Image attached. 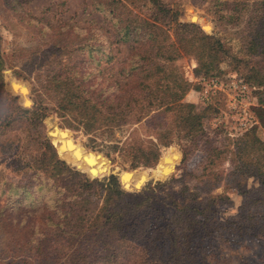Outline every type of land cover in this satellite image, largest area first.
Here are the masks:
<instances>
[{
	"label": "trees",
	"instance_id": "16d2710c",
	"mask_svg": "<svg viewBox=\"0 0 264 264\" xmlns=\"http://www.w3.org/2000/svg\"><path fill=\"white\" fill-rule=\"evenodd\" d=\"M91 2L109 20L114 42L133 44L131 51L120 67L101 64L114 54H98L103 45L98 41L82 43L78 52L55 54L63 56L61 65L45 74L42 70L31 88V99L42 107L34 103L33 114L39 117L34 119L48 130L47 112L54 114L60 128L81 132L90 148L116 155L126 169L159 164L160 148L176 137L185 140V160L202 134L204 115L179 102L186 84L173 61L191 55L197 71L205 74L225 58L226 48L195 23L179 21L175 1ZM209 2L220 7L211 14L218 22L240 28L238 51L251 57L244 77L264 92V0ZM141 6L143 13L132 9ZM198 23L209 28L207 22ZM3 67L0 52V95L11 101L4 98L0 110V264H209L216 259L210 241L217 228L264 242V155L257 148L250 155L260 144L255 135L241 143L234 166L241 175L255 176L258 184L245 191L232 217L215 223L213 213L226 197L211 190L200 195L188 184L187 172L155 182L161 197L152 202L149 189L128 197L114 175L88 177L84 172L105 173L107 161L66 133L60 137L72 164L59 158L42 128L24 117L17 97L3 91ZM10 80L26 103V86ZM256 111L264 127V107ZM156 166L164 177L173 162L166 157ZM145 175V170L123 171L122 178L125 186L138 187ZM238 264L249 262L242 257Z\"/></svg>",
	"mask_w": 264,
	"mask_h": 264
},
{
	"label": "rangeland",
	"instance_id": "374dc122",
	"mask_svg": "<svg viewBox=\"0 0 264 264\" xmlns=\"http://www.w3.org/2000/svg\"><path fill=\"white\" fill-rule=\"evenodd\" d=\"M91 1L0 0V52L4 60L1 76L5 93L13 95L4 88L7 77L21 81L27 86L28 98L34 104L35 102L31 99L33 95L31 88L41 80L42 70H45L44 74L48 70L53 71L64 60L62 55L59 58L55 54L81 51L82 43L87 41H98V44H103L98 47V54L101 50L104 51L103 54L108 50L114 54L113 59L101 62L102 65L106 63V67L111 65L120 67V64L126 61L133 44L114 42L115 39L110 34L112 27L109 20L95 8ZM168 1H175L179 21L195 23L203 33L219 38L227 50L225 58L218 63L217 67L205 74L197 71V62L191 55L183 54L173 61V65L186 84L179 102L192 105L196 111L204 115L203 131L196 139V147L190 148L183 161L182 148L185 147V140L176 137L173 143L161 147L157 162L160 160V164L168 157L172 160L173 167L164 178L158 176L159 171L156 169L158 166L150 167L154 168L152 173L155 178H152L147 176L150 173L149 167L126 169L125 165L120 164L116 155L108 157L101 151L90 148V144H87V136L79 131H70L71 138L84 149L97 152L106 159L108 164L106 172L96 177L109 175L118 177L122 187L127 190L128 197H131L133 193L141 192L142 189H149L153 197L152 202H155V199L161 197V191H155L153 187L155 182H163L172 177L184 175L185 172L189 173L185 176L186 180L191 187L194 185L197 187L200 195L211 190V193L223 194L226 197L219 202L213 213L215 223L221 224L226 218L232 217L244 203L245 191H251L258 184L255 176L238 173L234 164L239 160H237L236 152L240 150L241 143L250 137L248 136L250 134L255 135L260 141L259 146H254L255 153L250 151V155L257 153L256 148L259 154L264 155V127L256 115V108L264 107V92L261 86L244 77L250 67V64L246 62H249L251 57L238 51L237 38L240 35V28H234L232 24H221L211 15L214 11L218 13L220 7L212 5L209 0ZM132 9L141 13L146 11L145 6ZM202 21L207 22L209 28L198 23ZM201 26L206 31L202 30ZM83 53L86 52L83 51ZM182 63L185 65L182 66ZM236 79L245 84L242 96L236 95L234 90L225 87L230 81ZM211 81H216L222 86L212 87ZM12 87L20 92L18 86ZM15 96L16 102L19 103L18 95ZM4 98V94L0 95V110ZM5 101L9 99L5 98ZM46 101L48 107L52 106L50 98ZM35 105L42 108L37 103ZM47 114L46 123L49 117H53L57 122L54 114L48 112ZM47 125L49 130L50 126L48 123ZM170 146L173 148L172 155L167 152ZM122 170L129 172L145 170L146 175L138 187L127 188L122 178ZM120 171L122 172L118 175ZM235 177L241 179L237 180ZM237 182L240 183L236 185ZM176 183L172 180L173 185ZM223 230L217 228L213 231L214 237L210 243L215 250L216 259L209 264H221V262L238 264L242 257L246 258L249 264H259L264 258V242L246 233L236 236Z\"/></svg>",
	"mask_w": 264,
	"mask_h": 264
},
{
	"label": "water",
	"instance_id": "95a60500",
	"mask_svg": "<svg viewBox=\"0 0 264 264\" xmlns=\"http://www.w3.org/2000/svg\"><path fill=\"white\" fill-rule=\"evenodd\" d=\"M202 28V27H201ZM202 30H204L203 28H202ZM7 79V83L4 85V88H5V90L6 91H8V92H10V93H12L13 95H18V102L20 103V105L22 106V107H24L25 109H26V114H25V117H27V118H29L32 122H34L35 124H37L38 126H40L41 128H42V130H43V132H44V135H45V137H46V139L50 142V143H52L54 146H55V149H56V152H57V154H58V157L59 158H61L62 160H64L65 162H67V163H69L70 165L72 164V163H70L71 161L70 160H68V158H65L64 156H66V155H69L68 154V151L66 150V148H65V146H63V144H62V142H61V137H60V134L61 133H66L70 138H71V133H70V131L69 130H67V129H63V128H60L59 126H58V124H57V122L55 121V119L53 118V117H51V119L53 120V126L49 129V130H46V129H44L41 125H40V123L37 121V120H35L34 118H39L38 117V115L37 114H33V109H34V107H36V106H34V104L33 103H31V101H30V99L28 98V89H27V86H26V100H27V102L25 103L23 100H22V98L23 97H21V94H20V92H18V90H16V89H14L13 87H12V85H11V80L9 81L8 79V77L6 78ZM13 81H16L15 79H13ZM38 123H37V122ZM72 139V138H71ZM73 140V139H72ZM72 159V158H71ZM160 161V160H159ZM156 165L157 164H155V166L154 167H156ZM152 169H154V168H150V173L149 174H147V176L148 177H152V178H155V176H154V174L152 173ZM123 171V170H122ZM122 171H120L119 173H118V175H120L121 174V172ZM85 173V172H84ZM86 174V173H85ZM88 177H96V176H98V175H95V176H92V175H90V174H86ZM164 178V177H163ZM157 179H159V178H157ZM130 186H127V188H134V186L130 183L129 184Z\"/></svg>",
	"mask_w": 264,
	"mask_h": 264
},
{
	"label": "built area",
	"instance_id": "2783aa9c",
	"mask_svg": "<svg viewBox=\"0 0 264 264\" xmlns=\"http://www.w3.org/2000/svg\"><path fill=\"white\" fill-rule=\"evenodd\" d=\"M184 65H185V63H182V66H184ZM186 67H187V65H186ZM211 86L217 87V86H222V85L216 81H211ZM225 87H229V88H231V90H234V92L238 96H242L244 94L245 84L239 79H236L235 81H230V83L228 85H226Z\"/></svg>",
	"mask_w": 264,
	"mask_h": 264
},
{
	"label": "bare ground",
	"instance_id": "6f19581e",
	"mask_svg": "<svg viewBox=\"0 0 264 264\" xmlns=\"http://www.w3.org/2000/svg\"><path fill=\"white\" fill-rule=\"evenodd\" d=\"M204 30H205V28L203 27V26H201ZM206 31V30H205ZM47 123L49 124V126H50V128L53 126V120L51 119V117H49L48 119H47ZM98 175V174H97ZM95 176V175H94Z\"/></svg>",
	"mask_w": 264,
	"mask_h": 264
}]
</instances>
